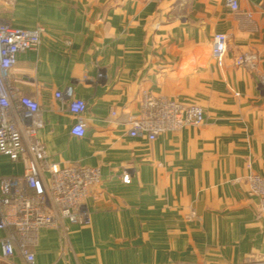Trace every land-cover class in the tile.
<instances>
[{
  "label": "crops",
  "instance_id": "0c3cea01",
  "mask_svg": "<svg viewBox=\"0 0 264 264\" xmlns=\"http://www.w3.org/2000/svg\"><path fill=\"white\" fill-rule=\"evenodd\" d=\"M238 5L0 0V21L43 29L10 78L38 104L46 161L101 176L85 203L90 223L40 229L34 264H264V214L246 180L264 175V0ZM217 33L227 36L221 67ZM244 55L253 65L235 64ZM67 87L86 103L82 139L55 98ZM143 92L200 106L204 123L149 141L127 125ZM21 174L0 155V179ZM0 264L27 263L16 252Z\"/></svg>",
  "mask_w": 264,
  "mask_h": 264
},
{
  "label": "built area",
  "instance_id": "2783aa9c",
  "mask_svg": "<svg viewBox=\"0 0 264 264\" xmlns=\"http://www.w3.org/2000/svg\"><path fill=\"white\" fill-rule=\"evenodd\" d=\"M238 2L226 0V5L236 11ZM42 33V28H14L0 21V155L22 166L21 175L0 179V230L10 231L0 240V255L8 260L19 252L27 264H34L30 247L36 244L40 229L62 230L66 222L76 226L90 223L86 199L90 189L101 183L95 168L46 161L44 146L37 138V131L42 127L38 104L20 94L10 78L18 56L37 49ZM226 46L227 36L215 34L211 57L219 67L223 64ZM254 59L240 56L235 64L251 66ZM55 98L67 103L68 112L74 118L70 135L82 139L86 131L83 118L86 103L75 97L71 87L57 92ZM204 120V111L198 105H184L143 92L138 116L129 118L127 125L132 132L152 141L165 132L199 127ZM246 180L250 194L258 200V211L264 214V175L249 174ZM122 181L129 183V176L124 175Z\"/></svg>",
  "mask_w": 264,
  "mask_h": 264
}]
</instances>
